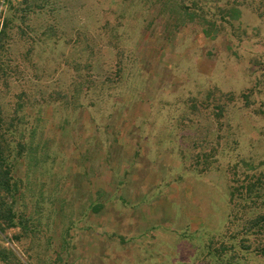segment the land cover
I'll list each match as a JSON object with an SVG mask.
<instances>
[{"label": "rangeland", "instance_id": "1", "mask_svg": "<svg viewBox=\"0 0 264 264\" xmlns=\"http://www.w3.org/2000/svg\"><path fill=\"white\" fill-rule=\"evenodd\" d=\"M12 1L2 131L39 149L15 162L20 263L264 264L261 0H194L205 20L190 0L198 18L172 0Z\"/></svg>", "mask_w": 264, "mask_h": 264}, {"label": "trees", "instance_id": "2", "mask_svg": "<svg viewBox=\"0 0 264 264\" xmlns=\"http://www.w3.org/2000/svg\"><path fill=\"white\" fill-rule=\"evenodd\" d=\"M175 1L176 8L179 10H182V6L179 4V0H172ZM185 1V0H184ZM191 4L194 7H197L199 5L198 2L194 0H190ZM212 0H203V3L207 4ZM220 0H216L215 2H219ZM253 1V0H244V2ZM30 0H23L18 6L23 7V11L27 12L29 15L30 13L34 12V9H38L36 6L31 5ZM239 0H226L225 2V8H229L230 11L237 10V4ZM12 0H0V7L1 6H9V10L7 12H11L12 9H14ZM259 7L264 5V0H261V2L258 3ZM187 7V6H186ZM16 8V7H15ZM198 8V7H197ZM222 9L223 12H226L227 9ZM187 7V10L182 12L189 16L190 18H198L197 9H193ZM206 8L201 7L199 10V17H201V20H205L207 16L210 15L209 12L205 10ZM258 13L259 18L264 20V13ZM25 21H27V15L25 16ZM222 20H225V18L222 17ZM209 26H212L215 31H218L219 24L214 22H207ZM207 26V27H209ZM212 27L211 30H212ZM8 29H9V20H5L2 29L0 30V67L2 61V57L6 53V42L8 37ZM205 34L211 35L209 32V28L204 29ZM4 125V119H3V113L0 108V264H21L18 256L16 255L15 251L11 249V247H8L7 245L12 242L11 239H8L6 237L7 233L9 231L15 230L19 228V226H22L23 217L20 219L18 215V211L16 209L18 202L21 199V190L18 185V181L15 179V167L16 163L18 161H21L22 159H28L30 158L31 161H34L38 156L39 149L38 147L34 148L32 145L28 144V141H26L25 136H21L22 140L18 142L17 147L12 146L10 143V139H7V136H10L2 131ZM2 132V134H1ZM31 139V138H30ZM33 140V139H32ZM14 156L12 157L11 155ZM252 228L251 230H254L255 227H258L257 225H260L264 221V217H256L252 220ZM251 224V222H250ZM260 231V230H259ZM252 235L256 233V231L252 232ZM21 237H16V241H21ZM262 253L264 254V250H262Z\"/></svg>", "mask_w": 264, "mask_h": 264}]
</instances>
